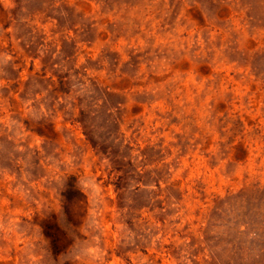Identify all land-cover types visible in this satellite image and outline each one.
I'll list each match as a JSON object with an SVG mask.
<instances>
[{"label":"rangeland","instance_id":"obj_1","mask_svg":"<svg viewBox=\"0 0 264 264\" xmlns=\"http://www.w3.org/2000/svg\"><path fill=\"white\" fill-rule=\"evenodd\" d=\"M0 264H264V0H0Z\"/></svg>","mask_w":264,"mask_h":264},{"label":"trees","instance_id":"obj_2","mask_svg":"<svg viewBox=\"0 0 264 264\" xmlns=\"http://www.w3.org/2000/svg\"><path fill=\"white\" fill-rule=\"evenodd\" d=\"M50 236V235H49ZM51 238H52V236H51ZM54 238H55V240H56V235L54 236Z\"/></svg>","mask_w":264,"mask_h":264}]
</instances>
